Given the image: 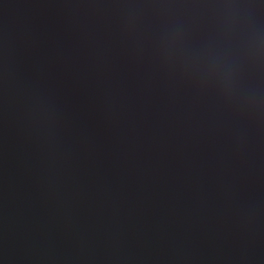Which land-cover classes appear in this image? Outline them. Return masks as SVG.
<instances>
[{
    "label": "water",
    "instance_id": "obj_1",
    "mask_svg": "<svg viewBox=\"0 0 264 264\" xmlns=\"http://www.w3.org/2000/svg\"><path fill=\"white\" fill-rule=\"evenodd\" d=\"M0 264H264V0H0Z\"/></svg>",
    "mask_w": 264,
    "mask_h": 264
}]
</instances>
